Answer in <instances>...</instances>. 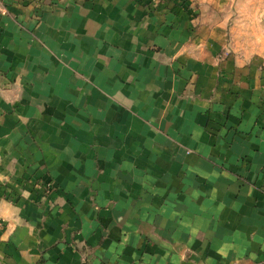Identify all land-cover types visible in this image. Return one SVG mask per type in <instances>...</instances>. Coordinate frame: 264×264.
Masks as SVG:
<instances>
[{"label": "crops", "instance_id": "crops-1", "mask_svg": "<svg viewBox=\"0 0 264 264\" xmlns=\"http://www.w3.org/2000/svg\"><path fill=\"white\" fill-rule=\"evenodd\" d=\"M4 11L0 264H264L256 80L220 101L177 8Z\"/></svg>", "mask_w": 264, "mask_h": 264}, {"label": "rangeland", "instance_id": "rangeland-1", "mask_svg": "<svg viewBox=\"0 0 264 264\" xmlns=\"http://www.w3.org/2000/svg\"><path fill=\"white\" fill-rule=\"evenodd\" d=\"M93 1L0 0V6L6 11L4 15H11L23 27L28 21L40 23L48 12L60 4L67 8ZM134 1L146 13L163 10L169 14L177 8L187 16H184L187 22L183 28L186 44L195 43V52H203L212 61L216 69L214 93L220 101L225 99L222 98L223 93L236 94L235 98L239 100L240 92L236 88L243 84V89L251 90L245 84H251L252 80H256L257 85L264 89V0ZM242 95L248 96V93ZM261 99L264 101V94ZM48 195L45 193L44 197Z\"/></svg>", "mask_w": 264, "mask_h": 264}, {"label": "built area", "instance_id": "built-area-1", "mask_svg": "<svg viewBox=\"0 0 264 264\" xmlns=\"http://www.w3.org/2000/svg\"><path fill=\"white\" fill-rule=\"evenodd\" d=\"M43 188H44L45 193H47V194H50L54 189L52 183H50V182H45L43 184Z\"/></svg>", "mask_w": 264, "mask_h": 264}]
</instances>
